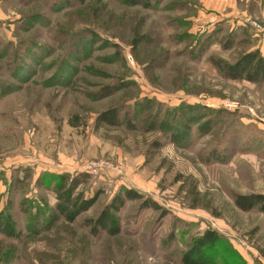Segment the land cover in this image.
<instances>
[{"label":"rangeland","instance_id":"374dc122","mask_svg":"<svg viewBox=\"0 0 264 264\" xmlns=\"http://www.w3.org/2000/svg\"><path fill=\"white\" fill-rule=\"evenodd\" d=\"M144 2L0 0V224L16 233L0 231V264H183L209 229L223 239L204 264H264V215L234 203L264 194V84L212 63L254 50L259 5ZM111 109L120 125L100 121ZM65 173L90 174L86 197H101L52 225ZM128 190L143 199L114 211L118 235H93L88 222Z\"/></svg>","mask_w":264,"mask_h":264},{"label":"trees","instance_id":"16d2710c","mask_svg":"<svg viewBox=\"0 0 264 264\" xmlns=\"http://www.w3.org/2000/svg\"><path fill=\"white\" fill-rule=\"evenodd\" d=\"M133 5H138L143 0H128ZM148 2L149 0H144ZM213 32L209 40H203L199 43L201 49H207L209 44L219 37V32ZM223 30L222 32H224ZM232 37L227 38L231 41V38L235 34H231ZM234 44V43H233ZM230 47V45L228 46ZM232 47V46H231ZM212 63L218 68L224 77L233 81H247L252 84H264V53L260 50H249L242 52L238 60L234 64H230L224 60L212 59ZM117 109H111L103 112L99 119L109 125H120ZM201 116L195 114L186 123V130L182 134H177L173 137L174 141L183 138L187 135V130L193 123H198L201 120ZM204 128V127H202ZM209 129V128H208ZM91 175L88 173L81 174H69L65 173L56 178V185L53 192L57 199L54 215L51 217L50 223L52 225L58 223L60 218L64 219L68 223H75L80 215L91 209L100 199L101 192L96 191L92 197H86V189L90 183ZM143 197L133 190L125 192L124 196H117L113 202L106 206L99 218L95 221L88 222L91 225V232L97 236L101 231L115 236L120 232V226L117 219L114 216V211H118L127 200L134 201L140 200ZM235 206L244 212L258 211L264 215V194H252V195H235ZM142 208H153L155 210H161L162 214L166 215L167 211L163 209L157 202L153 200H146L142 203ZM0 231L3 234L14 237L15 227L11 222V218L7 219V223L0 224ZM223 239V236L214 230H206L203 234L196 236L192 240L190 248L183 254V264H204L206 250L216 246Z\"/></svg>","mask_w":264,"mask_h":264},{"label":"crops","instance_id":"0c3cea01","mask_svg":"<svg viewBox=\"0 0 264 264\" xmlns=\"http://www.w3.org/2000/svg\"><path fill=\"white\" fill-rule=\"evenodd\" d=\"M234 1L235 0H204V7L208 11H216L218 13L219 12L222 13L223 11L233 7ZM254 3L259 5V9H258L259 12L258 13H251V17H252V14H254V16L259 18L264 24V0H259V1L258 0H251V9H252ZM256 41L257 40H255V42L253 43V49L264 51V40L259 38V40L257 42Z\"/></svg>","mask_w":264,"mask_h":264},{"label":"built area","instance_id":"2783aa9c","mask_svg":"<svg viewBox=\"0 0 264 264\" xmlns=\"http://www.w3.org/2000/svg\"><path fill=\"white\" fill-rule=\"evenodd\" d=\"M251 27L256 32V36L264 40V27L261 24L254 21L251 23Z\"/></svg>","mask_w":264,"mask_h":264}]
</instances>
